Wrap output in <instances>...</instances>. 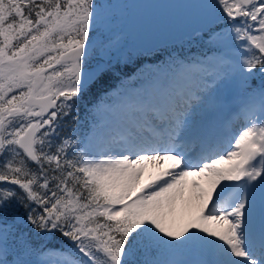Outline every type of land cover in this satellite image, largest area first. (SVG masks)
Instances as JSON below:
<instances>
[{"label": "snow or ice", "instance_id": "1", "mask_svg": "<svg viewBox=\"0 0 264 264\" xmlns=\"http://www.w3.org/2000/svg\"><path fill=\"white\" fill-rule=\"evenodd\" d=\"M100 7L0 0V264H163L131 257L164 249L198 250L208 258L197 264H264V0L209 6L223 22L209 42L226 39L238 60V129L212 141L189 121L201 93L228 75L221 56L182 65L187 81L159 98L122 83L95 107L106 128L96 150L95 133H62L113 75L103 58L86 68ZM54 233L73 247H41Z\"/></svg>", "mask_w": 264, "mask_h": 264}, {"label": "rangeland", "instance_id": "2", "mask_svg": "<svg viewBox=\"0 0 264 264\" xmlns=\"http://www.w3.org/2000/svg\"><path fill=\"white\" fill-rule=\"evenodd\" d=\"M125 1L126 0H113L112 4L109 5L103 13V16L105 17L104 20H110V18L115 15H124L126 13ZM118 19L124 22L126 17L120 16ZM101 28H103L107 34L112 35L111 39H117V45H123V42L117 38L119 35L116 32L117 30L112 28L110 24L106 26H102L101 24ZM100 36L102 41H108L109 46H113V42L109 41L107 36L101 35V32ZM120 46L118 48L114 47L113 55L119 57L123 54L127 56L124 48ZM214 46L220 53L209 60H215L221 56L229 58L232 63L225 69V71L228 72V75L219 80L215 86L210 87L209 91L201 93L206 98L205 102L194 105V108L189 115V121L194 129V135L197 137L212 139V141L227 135L229 130H236L240 127L244 122L240 115V109L245 101V93L244 91H241L238 60L235 53L231 51L229 42L225 39L223 43L214 44ZM95 65L96 64L90 66L95 67ZM181 66L182 65L169 69L163 77L159 75L156 79L148 82L144 87L146 93H143L151 94L152 96L159 98L164 88L169 87L174 83H185L188 77L179 74ZM130 91L132 93H141L138 89H130ZM119 118L120 117L112 116L111 114H109L108 117L110 121ZM101 121L102 129L95 133L97 135L96 150H101L104 147L103 140L105 138L106 128L103 124L102 118ZM205 187H207V185H205ZM213 195L215 199L216 193ZM174 243L178 242L174 241ZM207 258L206 255L198 250L184 249L180 253L169 254L167 258L162 259V262L163 264H197V262Z\"/></svg>", "mask_w": 264, "mask_h": 264}, {"label": "trees", "instance_id": "3", "mask_svg": "<svg viewBox=\"0 0 264 264\" xmlns=\"http://www.w3.org/2000/svg\"><path fill=\"white\" fill-rule=\"evenodd\" d=\"M113 0H94V3L99 4L100 7V25L99 28H97L94 24L92 31L90 32V41L95 46V52L93 53L92 57L86 60V66L89 64H92V62H97V60L101 59V54H103L105 51V56H108L109 60L111 61L112 67H113V75L112 78L109 81V85L106 90H103L99 93H94L93 95L89 96L85 100L81 101V103L78 106V109L74 113V115L70 118H66L67 122L64 126V132L62 135H75L78 140H85L86 135L90 130H92L95 127L96 124V117H95V107L98 104L100 98H103V96L107 95L111 92L116 86L119 85H129L132 82V79L134 77H137V75L140 73V71L144 69H151L154 67V65H157L158 63L164 62V58L167 55H170L171 57H174V55L180 56V55H193L194 52H197L198 50L201 51H207L209 49V43L206 44L202 42L200 47H193L189 49V46L186 48H182L184 44H181L177 47L175 54L171 53L170 48L163 49L159 52H154L152 54H128L127 58L120 57L118 59L113 60L112 52L108 53V50H106V46H101V35L107 36L108 40L111 41L110 34H107L102 26H106L111 23L112 18L110 20H104L103 13L108 8L109 5H111ZM126 9L128 10L129 5L131 3V0H126ZM117 16H125L124 15H117ZM194 45V44H193ZM172 49V48H171ZM193 49V50H192ZM201 49V50H200ZM257 74L252 76L249 80V84L251 86V89L258 90L259 85L261 84V75L259 74V69L254 70ZM7 187H13L16 188L15 185H4ZM20 212L23 213L24 209L21 207ZM50 239L47 241L40 242V246L43 248H66L72 246V243L67 240V238L61 236L59 233L49 234ZM182 249H164L158 254H154L152 251H139L136 255L132 256L131 259L136 262H143L145 260H159V258L163 257L168 251H173L174 253L180 252ZM157 258V259H156ZM32 259H37V257H32Z\"/></svg>", "mask_w": 264, "mask_h": 264}, {"label": "water", "instance_id": "4", "mask_svg": "<svg viewBox=\"0 0 264 264\" xmlns=\"http://www.w3.org/2000/svg\"><path fill=\"white\" fill-rule=\"evenodd\" d=\"M209 6L210 0H134L121 30L132 41L131 51L151 52L206 33L218 22ZM114 25L119 27L120 22L115 20Z\"/></svg>", "mask_w": 264, "mask_h": 264}, {"label": "flooded vegetation", "instance_id": "5", "mask_svg": "<svg viewBox=\"0 0 264 264\" xmlns=\"http://www.w3.org/2000/svg\"><path fill=\"white\" fill-rule=\"evenodd\" d=\"M213 3H214V0H213Z\"/></svg>", "mask_w": 264, "mask_h": 264}]
</instances>
